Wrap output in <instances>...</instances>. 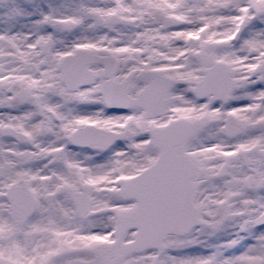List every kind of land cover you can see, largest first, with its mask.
<instances>
[{
	"label": "snow or ice",
	"instance_id": "1",
	"mask_svg": "<svg viewBox=\"0 0 264 264\" xmlns=\"http://www.w3.org/2000/svg\"><path fill=\"white\" fill-rule=\"evenodd\" d=\"M0 264H264V0H0Z\"/></svg>",
	"mask_w": 264,
	"mask_h": 264
}]
</instances>
